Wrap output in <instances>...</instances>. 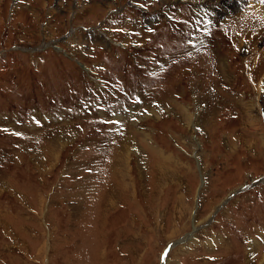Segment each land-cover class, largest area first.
Wrapping results in <instances>:
<instances>
[{"label":"rangeland","instance_id":"374dc122","mask_svg":"<svg viewBox=\"0 0 264 264\" xmlns=\"http://www.w3.org/2000/svg\"><path fill=\"white\" fill-rule=\"evenodd\" d=\"M205 1L0 0V264H264V25Z\"/></svg>","mask_w":264,"mask_h":264},{"label":"bare ground","instance_id":"6f19581e","mask_svg":"<svg viewBox=\"0 0 264 264\" xmlns=\"http://www.w3.org/2000/svg\"><path fill=\"white\" fill-rule=\"evenodd\" d=\"M218 1H223L225 7L230 6V5L231 6L233 5L236 7L244 6V8H242V10H241L242 13L237 14L235 16V18L231 19L233 22H235V25H237L238 23H241V21H244L246 19L249 20V19H251V17L256 18V21L258 22V24L264 25V2H262V0H241L240 3H239L240 0H235V2H232V0H218ZM209 3H211V0H206L204 3H202V5L209 4ZM197 4H198V2H197ZM243 4H245V5H243ZM229 10H231V9H229ZM245 23H247V22H245ZM239 25H244V24H239ZM239 25L236 26V31H237V29L240 30V27H238ZM242 29H243V27H242ZM236 31H234V32H236ZM246 38H247V36H246ZM248 43L249 42H247V45H248ZM260 54H262V53H260ZM253 64H254L253 68H255V67L257 68L261 64V62L258 60V61H255V63H253ZM119 163H121V162H119Z\"/></svg>","mask_w":264,"mask_h":264},{"label":"snow or ice","instance_id":"6c2138e0","mask_svg":"<svg viewBox=\"0 0 264 264\" xmlns=\"http://www.w3.org/2000/svg\"><path fill=\"white\" fill-rule=\"evenodd\" d=\"M262 2H264V0H262Z\"/></svg>","mask_w":264,"mask_h":264}]
</instances>
